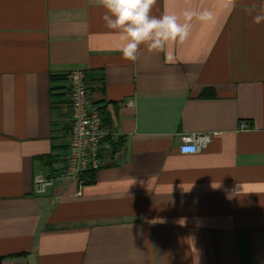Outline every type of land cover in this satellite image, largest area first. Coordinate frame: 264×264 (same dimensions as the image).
I'll list each match as a JSON object with an SVG mask.
<instances>
[{
	"label": "crops",
	"instance_id": "0c3cea01",
	"mask_svg": "<svg viewBox=\"0 0 264 264\" xmlns=\"http://www.w3.org/2000/svg\"><path fill=\"white\" fill-rule=\"evenodd\" d=\"M104 11L0 0V264H264V0H156L153 16H211L173 62L125 60ZM72 69L123 143L40 194L69 153ZM188 133L212 140L182 153Z\"/></svg>",
	"mask_w": 264,
	"mask_h": 264
},
{
	"label": "built area",
	"instance_id": "2783aa9c",
	"mask_svg": "<svg viewBox=\"0 0 264 264\" xmlns=\"http://www.w3.org/2000/svg\"><path fill=\"white\" fill-rule=\"evenodd\" d=\"M70 80L71 119L69 153L66 163L55 175L36 176V192L42 194L57 180L84 182L87 172L97 171L104 164V149L109 138L122 137L120 129L108 125L103 118L101 104L94 98L88 85V74L84 69L68 72ZM247 126L246 121L242 122ZM182 153H197L212 140V134L188 133L182 136Z\"/></svg>",
	"mask_w": 264,
	"mask_h": 264
},
{
	"label": "clouds",
	"instance_id": "9594fccd",
	"mask_svg": "<svg viewBox=\"0 0 264 264\" xmlns=\"http://www.w3.org/2000/svg\"><path fill=\"white\" fill-rule=\"evenodd\" d=\"M92 3L105 10L102 17L105 27L117 36L113 50L128 61H136L144 46L150 53H164L167 61L173 62L172 45L188 38L193 17L211 18L207 11H185L183 20L175 13L153 16L151 10L156 0H92ZM262 19L264 15L254 17L256 23Z\"/></svg>",
	"mask_w": 264,
	"mask_h": 264
},
{
	"label": "trees",
	"instance_id": "16d2710c",
	"mask_svg": "<svg viewBox=\"0 0 264 264\" xmlns=\"http://www.w3.org/2000/svg\"><path fill=\"white\" fill-rule=\"evenodd\" d=\"M108 142L111 144V147H113V148H116V147H118L119 145H121L123 143L122 142V137H119L117 140L109 138ZM87 173H89V172H87Z\"/></svg>",
	"mask_w": 264,
	"mask_h": 264
}]
</instances>
